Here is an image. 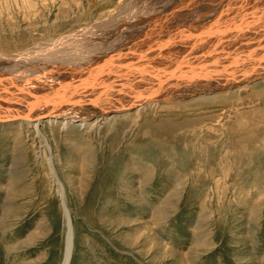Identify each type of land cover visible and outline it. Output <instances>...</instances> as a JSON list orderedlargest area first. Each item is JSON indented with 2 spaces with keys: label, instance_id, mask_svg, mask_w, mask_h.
<instances>
[{
  "label": "rangeland",
  "instance_id": "obj_1",
  "mask_svg": "<svg viewBox=\"0 0 264 264\" xmlns=\"http://www.w3.org/2000/svg\"><path fill=\"white\" fill-rule=\"evenodd\" d=\"M119 1L0 0V63ZM262 91L165 103L135 129L46 126L51 163L32 132L2 126L0 264H62L69 228L70 264H264Z\"/></svg>",
  "mask_w": 264,
  "mask_h": 264
},
{
  "label": "bare ground",
  "instance_id": "obj_2",
  "mask_svg": "<svg viewBox=\"0 0 264 264\" xmlns=\"http://www.w3.org/2000/svg\"><path fill=\"white\" fill-rule=\"evenodd\" d=\"M118 5L106 15L97 11L87 29L12 49L0 63V128L32 132L43 159L52 153L46 126L95 134L104 126L135 129L146 111L165 103L232 107L253 81L264 80V0ZM254 96L264 102V91ZM71 229L62 264H70Z\"/></svg>",
  "mask_w": 264,
  "mask_h": 264
}]
</instances>
